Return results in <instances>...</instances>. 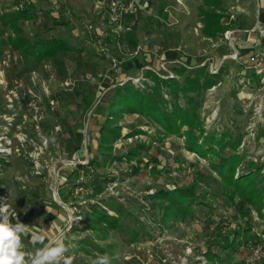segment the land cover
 Here are the masks:
<instances>
[{"label": "rangeland", "instance_id": "obj_1", "mask_svg": "<svg viewBox=\"0 0 264 264\" xmlns=\"http://www.w3.org/2000/svg\"><path fill=\"white\" fill-rule=\"evenodd\" d=\"M16 1L0 0V15L14 11ZM30 1L35 18L22 22L28 38L53 36L81 51L64 58L65 72L44 61L34 72L17 76L19 53L0 45V207L7 208L12 223L19 219L27 225L23 250L34 254L42 247L32 240L34 234L47 242L63 233L73 264H93L105 254L111 264H264L263 209L246 204L213 172L208 159L216 162V156L201 158L185 149L182 135L163 136L156 124L125 114L113 156L144 143L146 149L131 162L135 166L141 160L139 173L133 174L124 159L104 162L92 137L103 115L91 118L96 106L104 111L106 103L100 101L116 85H152L148 71L182 82L173 69H202L217 76L216 85L197 98L205 134L240 139L237 151L225 148L223 155L237 153L244 162L261 164L264 176V73L257 74L259 67L249 61L255 50L264 57V0H224L229 21L222 22L235 25L217 39L201 34L199 1L165 0V16L158 0ZM130 14L135 21H129ZM53 18L60 24L51 25ZM132 27L138 42L133 52L124 37ZM10 35L0 22V42ZM78 57L93 74L78 77ZM80 90L94 101L88 110ZM178 102L186 105V99ZM151 158L159 162L155 171ZM92 159L97 163L89 167ZM79 165L87 175L77 171ZM191 183L201 195L194 217L163 225L149 195ZM93 205L124 208L141 222L145 236L129 240L98 230L88 219ZM207 249L215 259L207 258Z\"/></svg>", "mask_w": 264, "mask_h": 264}, {"label": "trees", "instance_id": "obj_2", "mask_svg": "<svg viewBox=\"0 0 264 264\" xmlns=\"http://www.w3.org/2000/svg\"><path fill=\"white\" fill-rule=\"evenodd\" d=\"M199 1L198 15L202 23L201 34L205 38L217 39L226 30L235 25L234 21L223 24L225 18L224 0H192ZM159 13L166 9V1L158 0ZM16 9L12 12L0 15L2 25L8 26L11 34L7 42L1 41L0 45L8 44L13 51L20 55L21 69L17 76L23 73L34 72L35 69L44 61H51L61 72H65L64 58L71 52L80 53L81 48L70 44L66 40L57 37L46 36L37 33L32 38H28L23 29L22 22L30 21L35 18L36 8L30 0H17ZM165 8V9H164ZM166 15V14H162ZM166 18V17H165ZM129 21H135V15L128 16ZM229 21V20H228ZM242 23L241 21L239 24ZM60 24L56 18L52 19L51 25ZM66 27L68 24H62ZM53 27V26H51ZM127 47L133 52L138 47L134 27L124 34ZM264 45V38L261 39ZM0 47V53H1ZM81 57V56H79ZM77 59L76 69L78 77L81 75L93 74V67L90 64ZM176 76L183 77L182 82L176 77L161 79L157 74L148 71L146 78L152 83H145L144 88L135 87L132 83H124L109 90L101 99L100 103H106L104 111L99 110V106L92 111L91 118L96 113H101L103 119L98 130L92 137L96 142V147L101 151L104 162L113 159L122 160L129 165L130 171L137 174L140 171L141 160H137L135 166L131 162L141 155V151L146 149L145 144H139L127 150L125 156H113V144L122 137V127L119 125L120 119L125 115H139L145 118L148 123L156 124L164 135H182L184 137V147L187 151L195 153L201 158H208V155L216 156L217 161L209 160V166L225 183L229 184L236 195L246 204L255 206L260 212H264V176H261V164L244 162L242 155L234 153L231 156L223 155L224 149L229 148L237 151L241 140H236L231 134H205L202 117L199 114V102L197 98L206 90L216 85V75H210L202 69L190 72L186 69H173ZM190 72V73H189ZM84 76V77H85ZM83 77V78H84ZM82 88L78 80L77 89ZM76 89V90H77ZM193 94V95H190ZM82 103L88 110L94 104L85 90L79 91ZM169 96L166 100L164 96ZM186 99L185 104L181 105L178 99ZM182 129H185L182 131ZM161 131L157 130L159 134ZM141 134L143 132L137 131ZM153 163L151 171H155L158 160L151 158ZM96 160L88 162V166L96 165ZM147 164V163H146ZM148 166V165H144ZM77 171H82L87 175L85 167L79 165ZM201 195L197 193L194 183L188 186H177L173 189L160 188L150 194L148 200L151 202L152 209L158 210L161 214L160 222L163 225L177 220H186L194 217V205ZM205 199V198H203ZM89 215L93 218L89 221L103 232H118L123 238L129 240L145 236L146 232L141 222H139L130 212L117 205L109 210L91 206ZM112 211L114 214H110ZM264 217V214L261 215ZM221 242L218 246H221ZM209 248V246H208ZM206 256L209 260L215 259L211 250L207 249Z\"/></svg>", "mask_w": 264, "mask_h": 264}, {"label": "clouds", "instance_id": "obj_3", "mask_svg": "<svg viewBox=\"0 0 264 264\" xmlns=\"http://www.w3.org/2000/svg\"><path fill=\"white\" fill-rule=\"evenodd\" d=\"M26 232V224L19 219L12 223L6 207H0V264H73V256L66 255L70 249L63 240V233L47 242L44 235L34 234L32 240L42 247L33 254L23 250L22 236ZM93 264H111V260L106 254L98 255Z\"/></svg>", "mask_w": 264, "mask_h": 264}, {"label": "built area", "instance_id": "obj_4", "mask_svg": "<svg viewBox=\"0 0 264 264\" xmlns=\"http://www.w3.org/2000/svg\"><path fill=\"white\" fill-rule=\"evenodd\" d=\"M249 61L255 62L256 66L259 67L258 71L255 70L257 74H263L264 73V57L263 56L260 57L259 54H253L250 57ZM255 69H257V68L255 67ZM263 78H264V75H263Z\"/></svg>", "mask_w": 264, "mask_h": 264}, {"label": "crops", "instance_id": "obj_5", "mask_svg": "<svg viewBox=\"0 0 264 264\" xmlns=\"http://www.w3.org/2000/svg\"><path fill=\"white\" fill-rule=\"evenodd\" d=\"M226 18H227V21H228V17H226ZM222 20H223V19H222ZM227 21H226V22H227ZM226 22H225V23H226ZM241 22H243V21H241ZM240 24H242V23H240ZM242 28H243V26H242ZM241 31H244V29H241V30L239 29V30H238V32H241ZM208 39H210V38H208ZM255 51H256V50H255ZM255 51H253V53L251 54V56L255 53ZM251 56H250V57H251ZM6 209H7V208H6Z\"/></svg>", "mask_w": 264, "mask_h": 264}]
</instances>
